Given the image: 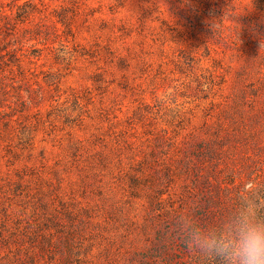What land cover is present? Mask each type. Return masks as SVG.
I'll list each match as a JSON object with an SVG mask.
<instances>
[{"label": "rangeland", "instance_id": "obj_1", "mask_svg": "<svg viewBox=\"0 0 264 264\" xmlns=\"http://www.w3.org/2000/svg\"><path fill=\"white\" fill-rule=\"evenodd\" d=\"M261 45L264 0H0V264H191L264 179Z\"/></svg>", "mask_w": 264, "mask_h": 264}, {"label": "trees", "instance_id": "obj_2", "mask_svg": "<svg viewBox=\"0 0 264 264\" xmlns=\"http://www.w3.org/2000/svg\"><path fill=\"white\" fill-rule=\"evenodd\" d=\"M249 182L251 185L246 186V183L242 181L237 183L234 177H228L225 183L219 182L214 185L212 196L208 198L207 203L215 210L200 219L201 222L206 221L205 226L201 223L200 225L192 223L183 229L182 225L176 223L175 229L180 231L181 240L186 245L185 252L189 247L196 246L191 264H226L225 260L215 252L203 249L196 242L195 237H199L201 242L219 240L221 237L235 238L245 227L264 228V179L257 183L252 180ZM175 218L173 217V220ZM148 252H151L150 256L142 255L139 264L142 262L148 264V261L156 258V255L165 253L166 246L151 247Z\"/></svg>", "mask_w": 264, "mask_h": 264}, {"label": "clouds", "instance_id": "obj_3", "mask_svg": "<svg viewBox=\"0 0 264 264\" xmlns=\"http://www.w3.org/2000/svg\"><path fill=\"white\" fill-rule=\"evenodd\" d=\"M194 239L203 249L221 256L226 264H264V228L260 226L245 227L235 238L203 242L199 237Z\"/></svg>", "mask_w": 264, "mask_h": 264}]
</instances>
